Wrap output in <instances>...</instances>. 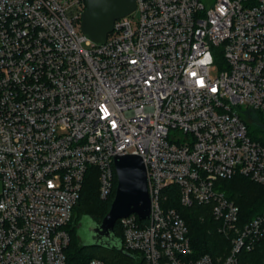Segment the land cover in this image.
Here are the masks:
<instances>
[{
	"label": "built area",
	"instance_id": "obj_1",
	"mask_svg": "<svg viewBox=\"0 0 264 264\" xmlns=\"http://www.w3.org/2000/svg\"><path fill=\"white\" fill-rule=\"evenodd\" d=\"M136 3L138 24L117 20L98 45L81 31L85 0H0V264H69L88 170L106 198L127 154L151 197L149 219L118 220L138 264H239L264 238V211L241 225L217 184L264 187V0ZM172 186L183 206H210L226 257L195 255Z\"/></svg>",
	"mask_w": 264,
	"mask_h": 264
},
{
	"label": "trees",
	"instance_id": "obj_2",
	"mask_svg": "<svg viewBox=\"0 0 264 264\" xmlns=\"http://www.w3.org/2000/svg\"><path fill=\"white\" fill-rule=\"evenodd\" d=\"M218 186L225 191L240 208V224L244 225L264 211V187L242 176L219 180ZM117 188V174L114 169L112 192L106 198L100 194L99 170L90 168L86 174L81 197L74 208L72 222L68 225L70 243L66 249L69 264H88L92 259H101L104 264H138L137 254L124 249L85 245L79 235L78 226L84 217L101 223L108 214ZM167 206L176 209L187 224L191 244L196 256L211 255L215 260L228 255L230 238L220 232V222L211 215L210 206L194 204L185 207L180 202L179 188L172 186L166 191ZM115 235L122 241L123 229L117 221ZM108 250V251H107ZM239 264H264V238L258 240L251 251L238 254Z\"/></svg>",
	"mask_w": 264,
	"mask_h": 264
},
{
	"label": "water",
	"instance_id": "obj_3",
	"mask_svg": "<svg viewBox=\"0 0 264 264\" xmlns=\"http://www.w3.org/2000/svg\"><path fill=\"white\" fill-rule=\"evenodd\" d=\"M85 3L81 31L98 45L106 42L117 20L132 15L137 9L136 0H85ZM114 167L117 188L110 211L101 223L90 218L87 226L90 242L84 244L124 251L122 241L115 235V225L119 219L131 214H137L142 220L149 219L151 197L148 190L147 168L140 156L117 155Z\"/></svg>",
	"mask_w": 264,
	"mask_h": 264
},
{
	"label": "rangeland",
	"instance_id": "obj_4",
	"mask_svg": "<svg viewBox=\"0 0 264 264\" xmlns=\"http://www.w3.org/2000/svg\"><path fill=\"white\" fill-rule=\"evenodd\" d=\"M130 19L133 23V26H136L139 22V19H140V14L138 12H135L133 13L131 16H130ZM85 47H89L88 45L84 44ZM219 71H220V68L218 65H213L212 66V69H211V75L213 77H217L218 74H219ZM1 183H0V193H1ZM90 222V218L88 217H84L81 219L80 221V224L78 226V235L81 239V241L83 243H89L90 242V239H89V236H88V232H87V226H88V223ZM108 251V250H107Z\"/></svg>",
	"mask_w": 264,
	"mask_h": 264
}]
</instances>
